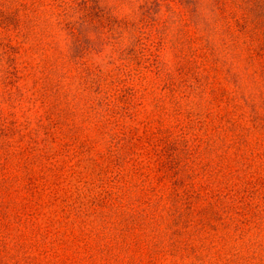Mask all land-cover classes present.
<instances>
[{
  "label": "rangeland",
  "instance_id": "rangeland-1",
  "mask_svg": "<svg viewBox=\"0 0 264 264\" xmlns=\"http://www.w3.org/2000/svg\"><path fill=\"white\" fill-rule=\"evenodd\" d=\"M0 264H264V0H0Z\"/></svg>",
  "mask_w": 264,
  "mask_h": 264
}]
</instances>
